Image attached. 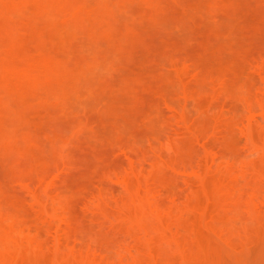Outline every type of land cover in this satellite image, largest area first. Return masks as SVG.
Here are the masks:
<instances>
[{"label":"rangeland","instance_id":"1","mask_svg":"<svg viewBox=\"0 0 264 264\" xmlns=\"http://www.w3.org/2000/svg\"><path fill=\"white\" fill-rule=\"evenodd\" d=\"M0 264H264V0H0Z\"/></svg>","mask_w":264,"mask_h":264}]
</instances>
